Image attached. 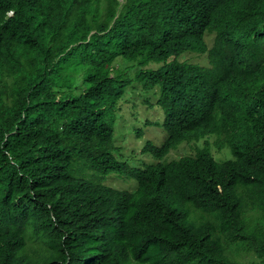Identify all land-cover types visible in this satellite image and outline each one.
Listing matches in <instances>:
<instances>
[{"label":"trees","instance_id":"1","mask_svg":"<svg viewBox=\"0 0 264 264\" xmlns=\"http://www.w3.org/2000/svg\"><path fill=\"white\" fill-rule=\"evenodd\" d=\"M124 60L159 65L142 170L112 154ZM206 136L232 158L163 161ZM0 264H264V0H0Z\"/></svg>","mask_w":264,"mask_h":264},{"label":"rangeland","instance_id":"2","mask_svg":"<svg viewBox=\"0 0 264 264\" xmlns=\"http://www.w3.org/2000/svg\"><path fill=\"white\" fill-rule=\"evenodd\" d=\"M212 37L206 38L208 47L211 46ZM121 60V59H120ZM180 61H186L200 66H207L206 55L184 54ZM157 64L139 66L137 62L124 60V70L120 76L128 81L123 96L115 106V123L113 125L114 146L112 154L120 163H125L131 168L144 169L155 164L156 161L151 153L143 152L146 144L150 142L154 147H160L166 140L167 134L162 127L164 113L161 110L158 99V87L147 86L143 81L137 80V76L145 70L158 68ZM212 136H206L196 143H183L178 148L171 150L163 161L170 162L184 155H190L196 147H209L208 152L217 160H229L231 154L226 148L219 149ZM198 145V146H197ZM89 173H75L76 177H85ZM97 184L111 187L113 189L134 192L136 181L128 179L123 175L111 174L100 178ZM238 260L242 263L249 261L248 257L240 254Z\"/></svg>","mask_w":264,"mask_h":264},{"label":"clouds","instance_id":"3","mask_svg":"<svg viewBox=\"0 0 264 264\" xmlns=\"http://www.w3.org/2000/svg\"><path fill=\"white\" fill-rule=\"evenodd\" d=\"M113 142H114V138H113ZM145 150V148L143 149V152H146V151H144ZM131 168V167H130ZM133 169H137V168H133ZM140 170H142V169H140ZM84 172H88L89 174L87 175V176H85V177H82V178H90V179H92V180H94L96 183H97V180L98 179H100V178H105V177H108L109 175H107V176H99V175H96V174H94L93 172H91V171H89V170H87V171H84ZM111 175V174H110ZM126 178H128V179H133V178H129V177H126ZM136 181V180H135ZM137 183V182H136ZM100 185V184H99ZM101 186H103V185H101ZM137 186V185H136ZM104 187H107V186H104ZM109 188H111V187H109ZM113 189V188H112ZM114 190H116V191H120V192H122V190H117V189H114ZM123 192H126V193H129V192H127V191H123ZM132 193V192H131Z\"/></svg>","mask_w":264,"mask_h":264}]
</instances>
